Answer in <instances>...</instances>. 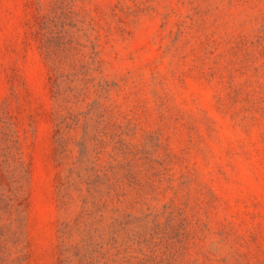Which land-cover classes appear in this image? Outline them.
Listing matches in <instances>:
<instances>
[{"label": "rangeland", "instance_id": "1", "mask_svg": "<svg viewBox=\"0 0 264 264\" xmlns=\"http://www.w3.org/2000/svg\"><path fill=\"white\" fill-rule=\"evenodd\" d=\"M89 257L264 264V0H0V264Z\"/></svg>", "mask_w": 264, "mask_h": 264}, {"label": "trees", "instance_id": "2", "mask_svg": "<svg viewBox=\"0 0 264 264\" xmlns=\"http://www.w3.org/2000/svg\"><path fill=\"white\" fill-rule=\"evenodd\" d=\"M89 245H90V243L88 244V247H89ZM87 252H88V251H87ZM90 253H91V251H90ZM81 258L83 259V260H82L83 262L86 261V260L88 259V256L86 255L85 250H84V252H83ZM89 259H90L89 261H90L92 264L95 263V262L98 263V261H95L94 258H92V257H89ZM83 262H82V264H83ZM85 264H88V263H85Z\"/></svg>", "mask_w": 264, "mask_h": 264}]
</instances>
